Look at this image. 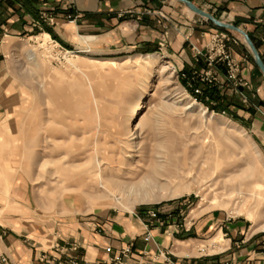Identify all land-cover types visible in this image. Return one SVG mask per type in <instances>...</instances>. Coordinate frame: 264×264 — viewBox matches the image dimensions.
<instances>
[{
	"label": "rangeland",
	"instance_id": "rangeland-1",
	"mask_svg": "<svg viewBox=\"0 0 264 264\" xmlns=\"http://www.w3.org/2000/svg\"><path fill=\"white\" fill-rule=\"evenodd\" d=\"M216 35L224 36L236 77L246 85L227 80L226 62L208 64ZM229 41L243 43L254 60L244 36L221 27L205 52L196 50L209 67L201 73L182 69L165 45L104 56L88 47L66 48L45 30L15 38L3 58L20 93L0 134V238L14 220L55 227L59 237L87 222L124 220L142 211L152 221L168 214L182 228L220 215L264 234V149L248 119L228 108L233 102L202 98L198 84L245 100L242 90L250 85L239 75ZM218 64L225 67L219 87L210 70ZM223 242L207 230L186 252L211 254ZM122 251L120 261L113 258L117 264L129 253ZM72 262L79 264L76 257Z\"/></svg>",
	"mask_w": 264,
	"mask_h": 264
},
{
	"label": "crops",
	"instance_id": "crops-1",
	"mask_svg": "<svg viewBox=\"0 0 264 264\" xmlns=\"http://www.w3.org/2000/svg\"><path fill=\"white\" fill-rule=\"evenodd\" d=\"M187 1L246 32L264 63V0ZM147 9L150 13L143 14ZM42 10L52 22L41 18ZM68 15L75 20H68ZM220 29L194 18L173 0H0V134L6 133L3 122L8 108L19 100L17 82L3 59L15 38L45 30L66 48L88 47L104 56L149 53L165 45L182 69L202 73L209 67L196 50L205 52ZM228 44L240 63L239 75L249 82L242 90L246 98L198 82L204 89L202 98L224 100L226 105L233 102L228 108L248 119L249 130L264 149V74L243 43ZM210 70L217 87L224 84V65ZM167 215L159 214L152 221L142 211L124 220L91 221L75 226L72 236L61 232L59 237L55 227L51 231L14 220L3 228L0 257H6L8 264H70L74 257L79 264H117L113 258L129 248L122 264H264V234L250 233L245 222L210 215L182 228ZM207 230L222 235V247L207 255L186 252ZM147 233L150 239L145 240Z\"/></svg>",
	"mask_w": 264,
	"mask_h": 264
},
{
	"label": "built area",
	"instance_id": "built-area-1",
	"mask_svg": "<svg viewBox=\"0 0 264 264\" xmlns=\"http://www.w3.org/2000/svg\"><path fill=\"white\" fill-rule=\"evenodd\" d=\"M41 18L43 19H49L48 16L42 14ZM215 39H217V45H216V49L215 51V56L209 55L208 56V64L211 65L213 62L215 61H223L226 62L227 67H228V71H227V80L229 79L230 81L233 82V84L235 83V85L238 84H242V85H246L245 82H243L241 79H238L236 77V71H237V65L235 64L234 60L232 59L230 53L228 52V50L225 47L224 44V36L221 35H216ZM196 93L199 92L198 89L195 90ZM150 238L149 234L146 236V240H148ZM106 251H110V248L107 247ZM129 252V248H126L125 250L122 251V254L125 255L126 253ZM120 256H116V260L120 261ZM0 261L2 263L6 264V258H1ZM72 264H77L76 262H72Z\"/></svg>",
	"mask_w": 264,
	"mask_h": 264
},
{
	"label": "water",
	"instance_id": "water-1",
	"mask_svg": "<svg viewBox=\"0 0 264 264\" xmlns=\"http://www.w3.org/2000/svg\"><path fill=\"white\" fill-rule=\"evenodd\" d=\"M183 3H185L187 5V7L192 10L193 12L197 13L200 16H203L207 19H209L210 21H212L216 26L219 27H225V28H229L231 30H234L236 32H239L240 34H242L245 38V41L247 42L249 48L251 49L253 56H254V60L255 63L257 65V67L260 69V71L264 74V63L262 62L258 51L256 50L254 44L252 43L251 39L249 38V36L246 34V32H244L242 29H240L239 27L233 26L231 24H226L223 23L221 21L216 20L212 15L204 12L203 10L199 9L198 7H196L194 4H192L191 2L187 1V0H179Z\"/></svg>",
	"mask_w": 264,
	"mask_h": 264
},
{
	"label": "bare ground",
	"instance_id": "bare-ground-1",
	"mask_svg": "<svg viewBox=\"0 0 264 264\" xmlns=\"http://www.w3.org/2000/svg\"><path fill=\"white\" fill-rule=\"evenodd\" d=\"M104 62V61H103ZM110 64H112L111 62H110ZM136 112L135 111H133V112H135L134 114H133V117L132 118H134V115L137 113V111L139 110V108H140V104H138V105H136ZM103 188V187H102Z\"/></svg>",
	"mask_w": 264,
	"mask_h": 264
}]
</instances>
